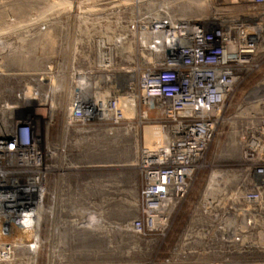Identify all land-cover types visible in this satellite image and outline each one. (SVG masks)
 Masks as SVG:
<instances>
[{"label": "built area", "instance_id": "1", "mask_svg": "<svg viewBox=\"0 0 264 264\" xmlns=\"http://www.w3.org/2000/svg\"><path fill=\"white\" fill-rule=\"evenodd\" d=\"M214 1L211 16L144 21L141 8L156 0H87L90 20L121 21L82 51L65 112L52 91L4 90L0 264H38L42 234L54 226L97 225L95 188L106 201V162L120 131L137 136L141 181L139 215L123 231L162 246L222 128L234 136L242 166L212 172L203 207L162 264H264V251H249L264 249L257 243L264 234V0ZM221 208L246 219L234 241L209 213Z\"/></svg>", "mask_w": 264, "mask_h": 264}, {"label": "rangeland", "instance_id": "2", "mask_svg": "<svg viewBox=\"0 0 264 264\" xmlns=\"http://www.w3.org/2000/svg\"><path fill=\"white\" fill-rule=\"evenodd\" d=\"M86 1L0 0V99L7 96L4 95L5 89L12 88L19 94L20 91L27 93L28 89L39 88L42 94L54 92L59 113L65 112L74 89L73 70L84 64L82 51L93 49V41L113 30L121 21L90 20L89 15L94 10ZM215 9L214 0H184L178 15L198 19L211 16ZM59 66H63V81L57 77ZM60 85L62 89L57 92ZM249 89H240V101ZM16 115H21L20 110ZM228 131V128L220 130L222 135L214 141L205 168L176 216L172 232L160 247L149 245L123 231L139 215L141 206V181L135 168L138 143L137 136L133 134L125 137L121 131L115 133L106 162L110 165L107 172L110 188L106 201L101 199L102 195L99 196L102 186L95 188L96 218L100 222L97 221L91 230L60 229L57 225L51 232H44L45 244L38 264H162L164 257L175 252L173 249L183 232L203 207L212 172L242 166L240 148ZM146 133L152 136L154 131L146 128ZM230 191L233 190L228 186L226 192H222L227 193L224 198H230ZM226 207L233 208L230 204ZM47 229H50L49 224ZM249 251L262 254L264 249L251 245Z\"/></svg>", "mask_w": 264, "mask_h": 264}, {"label": "bare ground", "instance_id": "3", "mask_svg": "<svg viewBox=\"0 0 264 264\" xmlns=\"http://www.w3.org/2000/svg\"><path fill=\"white\" fill-rule=\"evenodd\" d=\"M179 1H184V0H171L167 2L166 0H156V2H151L149 4L144 5L141 8V14L142 18L144 21H149L152 18H161V17H168L172 19V21H177L175 20L178 17V10L179 8ZM80 6V5H79ZM258 94V90H254L250 93L248 96V100H254L256 95ZM10 120L7 118L4 120L5 124H9ZM223 209V208H221ZM214 214L215 218H220L222 221V225L225 231V237L229 241H234L236 239V233L238 229H244L247 224H246V219H242L238 221L236 217H234L229 210L223 209L221 211H209V213ZM95 221L100 222L99 219H95ZM257 243L260 245H264V234L260 233L257 236Z\"/></svg>", "mask_w": 264, "mask_h": 264}]
</instances>
